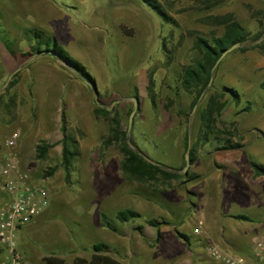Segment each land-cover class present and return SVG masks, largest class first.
<instances>
[{"label": "rangeland", "instance_id": "374dc122", "mask_svg": "<svg viewBox=\"0 0 264 264\" xmlns=\"http://www.w3.org/2000/svg\"><path fill=\"white\" fill-rule=\"evenodd\" d=\"M161 2L178 26L140 0H0V20L6 23V35L14 41L11 52L0 38V93L8 89L0 106V153L4 158L14 155L20 159L24 167L48 185L51 194L44 215L28 225V231L18 233L23 236L18 240L25 255V251L34 250L37 258L56 254L72 262L76 257L90 259L93 244L105 242L110 245L107 253L122 264H216L206 252L211 245L203 237L206 224L196 232L200 226L196 212L205 197V206L210 202V196L198 192L201 186L210 184L206 182L209 176L225 175L228 170L232 173L229 162L247 158L248 154L264 165V51L253 47L228 53L214 71L212 89L195 110L191 109L192 95L176 87L183 65L199 57L194 48L195 35L211 37L212 31L216 35L224 31L209 16L233 13L250 31V39L243 46L251 45L256 42L253 39L260 25L248 4L260 9L264 8V1L220 0L212 7L207 0ZM31 27L56 36L86 66L96 80L102 105L111 106L114 100L121 99V105L117 103L111 110L118 106L128 126L129 139H135L159 163L183 168L185 137L189 133L192 146L199 135L198 108L213 89L223 85L236 88L240 97L237 101L228 96L220 118L221 128L232 132L231 137L243 142L244 147L217 149L230 136L220 133L210 143L199 146L197 160L188 168L200 174L199 178L186 183L175 181L172 186L129 180L120 167L123 155L119 149L103 147L109 123L95 114L97 103L90 83L60 58L49 54L22 55L31 50L27 32ZM15 71L19 73L16 83L9 88L16 73L5 84ZM150 76L157 92V108L148 95ZM137 92L140 110L129 128ZM13 96L15 102L9 113L5 101ZM168 96L176 100L170 109L164 106ZM180 108L190 115L180 114ZM64 113L82 151L70 179L62 158ZM16 130L20 139L14 147H8L5 142ZM43 140L51 147L44 158H37L36 146ZM52 167L54 174L45 176ZM216 192L220 198L225 197L222 189ZM125 208L138 210L141 217L121 222L116 213ZM253 210L257 215H250L263 220L264 206ZM102 213L116 224L117 230L103 221ZM151 218L169 221L160 227V240L158 229L148 223ZM139 225L143 226L141 230L136 228ZM176 226L201 236V240L196 242L194 235L193 245L188 247L175 234ZM37 261L44 264V260Z\"/></svg>", "mask_w": 264, "mask_h": 264}, {"label": "trees", "instance_id": "16d2710c", "mask_svg": "<svg viewBox=\"0 0 264 264\" xmlns=\"http://www.w3.org/2000/svg\"><path fill=\"white\" fill-rule=\"evenodd\" d=\"M145 5L152 8L158 15H160L167 22L173 23L178 26L176 19L169 13L161 0H140ZM220 0H207L208 6L212 7L217 5ZM264 1V0H263ZM248 8L251 11L252 17H254L259 25L260 31L257 33L253 41H256L254 44L241 46L239 50H247L250 48H260L264 51V8L257 9L251 4H248ZM208 19H213L216 24L223 26L224 31L220 35H216L215 31H212L211 37L203 36L200 34L195 35L194 48L199 52V57L193 59L191 62L183 65V71L179 78L178 85L176 90H183L192 95L191 109L200 102V100L212 89V86H209V82L212 77V69L215 65L218 58L224 52L225 49L229 48L237 42H246L250 39V31L235 17L233 13H227L224 15L218 16H209ZM6 23L3 20H0V38L7 49L11 52V42H14L11 37L6 35ZM124 30H127L125 24L122 25ZM29 34V49L26 52H23V56L30 55H43L49 54L52 57H55V54H58V58L64 59L74 71L86 82L90 83L95 87L96 80L90 71L82 64L79 60L73 57L66 48L58 41L57 37L51 34L46 33L44 30L31 27L27 29ZM170 51L169 48H167ZM54 51L53 53L45 51ZM19 73H16L15 77L10 82L9 88L16 83V76ZM264 87V82H263ZM8 89L0 93V106L3 103L2 100L7 96ZM6 93V94H5ZM148 95L152 102L154 108L158 106L157 92L154 88V80L150 76V83L148 85ZM228 96L236 99L238 101L240 93L234 87L223 85L220 89H213L207 100L198 108V114L201 121V126L199 130V135L192 144L190 148V164L193 165L197 160V151L201 144H208L211 142L212 138L217 137L220 133L230 134L229 137L224 139V144L222 146H217V149H241L244 147V143L235 140L231 137V133L224 128H221L223 124L221 122V116L225 111L228 104ZM136 98L140 103L139 92L136 93ZM15 102V96L8 97L5 101V107H7L9 113L11 112V107ZM176 100L170 96L167 97V101L164 106L170 109ZM121 103L118 104L120 106ZM117 106V107H118ZM108 110L106 106H101L97 104L95 108V114L98 117L105 118L109 123L108 133L104 135L102 143L104 148H109L115 146L119 149L123 158L121 160V170L123 174L131 181H136L141 184H154L157 186L159 183L171 185L173 182L177 181L178 183H186L192 180H195L200 177V174H197L191 169H188L187 172H181L184 167L187 165L188 161L184 156L185 165L183 168H176L164 165L160 163L159 165L153 164L146 160L142 155L139 154L138 150L134 149L130 144V141L136 145L137 149L142 150L138 142L135 139H129L128 137V126L124 124L121 112L117 109ZM249 108V106L247 107ZM140 110V106H138ZM132 109L130 110V113ZM180 114L189 116L190 112H185L183 109H179ZM62 158L63 166L67 173V178L70 179L72 171L76 165L77 159L80 158L82 151L80 142L77 137L69 130V127L66 122V114L62 115ZM190 142V135L187 133L185 137V149L188 150ZM51 145L43 140L36 146V157L44 158ZM143 151V150H142ZM251 165L257 175L264 174V165L250 160ZM55 168H49L45 172V176L53 175ZM141 213L138 210L133 208L121 209L116 213V218L121 222H129L134 219L140 218ZM238 219H250L247 215L238 214L234 216ZM103 221L113 230H117L118 227L116 224L112 223L105 213H102ZM148 223L158 229L157 240H160L162 237V231L160 227L163 224H169L167 219L159 220L157 218H151L148 220ZM141 230L142 225L136 227ZM176 235L182 239L188 247L193 245V237L187 232L181 230L178 226L175 227ZM201 239H196V242H199ZM93 254L90 259L85 257H76L72 262H68L65 258L58 256L56 254H48L43 257V260L46 264H122V262L115 257L107 253L110 250V245L105 242H98L93 244ZM1 252V251H0Z\"/></svg>", "mask_w": 264, "mask_h": 264}, {"label": "crops", "instance_id": "0c3cea01", "mask_svg": "<svg viewBox=\"0 0 264 264\" xmlns=\"http://www.w3.org/2000/svg\"><path fill=\"white\" fill-rule=\"evenodd\" d=\"M248 157L249 154L247 158L229 162L234 169L232 173L231 170H228L225 175L217 173L207 178L206 182L209 183L210 181V184L201 186L198 193L210 196L209 206H205L207 201L205 197L203 199L204 202L201 203L200 210L196 212V219H199L202 225L206 224V232L204 231L203 237L210 244L221 246L230 252L253 256L256 240L261 237L264 238V218L263 220L256 219L250 213L253 216L257 215L253 213V209L257 210L259 207L264 206V174L257 175L255 173L251 165V159ZM4 159V154L0 153V163ZM240 165L243 166L241 170L239 168ZM236 171L239 174L234 173ZM218 189L226 192L225 197L220 198L218 196L219 192H216ZM6 199L7 194L2 190L0 180V201H5ZM44 213L37 216L32 222L35 223ZM238 214L247 215L250 219L235 218L234 216ZM32 222L21 228L20 231H24L22 234L30 229L28 225L34 224ZM184 231L187 232V229L184 228ZM190 235L193 238L196 235V239L201 237L193 233ZM22 237L20 235L18 239L21 241ZM0 249L2 250H0V264H9L10 262H7V251L1 243ZM25 252L27 253V259L32 264H38V259L41 262L43 261V258L36 257L34 250ZM215 262L218 264L217 261ZM43 263L46 264L44 261Z\"/></svg>", "mask_w": 264, "mask_h": 264}, {"label": "built area", "instance_id": "2783aa9c", "mask_svg": "<svg viewBox=\"0 0 264 264\" xmlns=\"http://www.w3.org/2000/svg\"><path fill=\"white\" fill-rule=\"evenodd\" d=\"M20 136L19 131H14L7 138L6 145L14 147ZM0 180L2 190L7 194V199L0 201V243L7 251V262L32 264L19 248L18 233L47 210L51 200L50 190L14 155L7 156L0 163ZM199 225L197 233L202 228V224ZM206 252L218 264H264V238L256 240L253 256L230 252L214 244L208 245Z\"/></svg>", "mask_w": 264, "mask_h": 264}, {"label": "water", "instance_id": "95a60500", "mask_svg": "<svg viewBox=\"0 0 264 264\" xmlns=\"http://www.w3.org/2000/svg\"><path fill=\"white\" fill-rule=\"evenodd\" d=\"M241 46H243V43H242V42H237V43L233 44L232 46H230L229 48H227V49L224 50V52L221 54V56L218 58V60L216 61L215 65L213 66V69H212V77H211V80H210V82H209V86H211L212 83H213V79H214V71L216 70V68L218 67V65H219L220 62L222 61V59H223L228 53L232 52L233 50H235V49H237V48H239V47H241ZM48 51H49V50H48ZM48 51L46 50L45 52H48ZM49 52L54 54V51H52V50H50ZM57 55H58V54H55V57L58 58ZM61 60H62L64 63H66L67 65H69L64 59H61ZM69 66H70V65H69ZM15 73H16V71L13 72V73L9 76V79H8L7 83L5 84V86L8 85V83L11 81V79H12V77H13V75H14ZM90 85H91V84H90ZM91 86H92V88H93V90H94V92H95V101H96V103L99 104V105H102V104H101V101H100V98H99V92H98V90H97L93 85H91ZM120 101H121V99L114 100V101L112 102L111 106H107L108 110H111V109L114 107V105H116V104L119 103ZM138 105H139V100L136 99L135 107H134V109L132 110V112H131V114H130V118H129V128H130V127L132 126V124H133V119H134V116H135V114H136V112H137V110H138ZM102 106H104V105H102ZM196 108H197V105L194 107V110H195ZM130 144L132 145V147H133L134 149L138 150L139 154L142 155L146 160H148L149 162H151V163H153V164H157V165L160 164L158 161H156V160H154L153 158H151L150 156H148L144 151L137 149L136 145H134L131 141H130ZM190 148H191V139H190V142H189V148H188V150H187V152H186V154H185V157H186L188 163H187L186 167L183 169L184 172H187L188 168H189L190 165H191L190 162H189V160H190V159H189V158H190Z\"/></svg>", "mask_w": 264, "mask_h": 264}]
</instances>
